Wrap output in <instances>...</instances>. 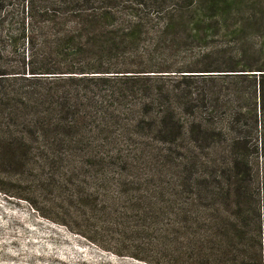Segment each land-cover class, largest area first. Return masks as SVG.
<instances>
[{
	"label": "trees",
	"instance_id": "1",
	"mask_svg": "<svg viewBox=\"0 0 264 264\" xmlns=\"http://www.w3.org/2000/svg\"><path fill=\"white\" fill-rule=\"evenodd\" d=\"M263 16L264 0H0V171L33 176L0 190L77 184L91 234L175 244L151 259L134 240L143 261L264 264V38L259 62L242 41L217 51Z\"/></svg>",
	"mask_w": 264,
	"mask_h": 264
},
{
	"label": "rangeland",
	"instance_id": "2",
	"mask_svg": "<svg viewBox=\"0 0 264 264\" xmlns=\"http://www.w3.org/2000/svg\"><path fill=\"white\" fill-rule=\"evenodd\" d=\"M262 22L257 34L248 30L245 34L220 37L217 43L219 54L226 58L236 57L237 44L242 41L246 59L262 61L255 55L256 45L264 38V16ZM239 85L241 91L252 95V104L257 105L259 117V95L254 94L249 80H241ZM223 87L227 89H217L221 90V99L226 101L231 98L232 90ZM239 102L237 106L243 104L242 99ZM4 172L0 171V182L11 179L9 184L15 187L30 185L33 178L30 173L23 176ZM5 189L0 190V264H155L127 255L134 252L130 247L134 240L141 246V252L149 254L151 259L158 253L168 255L174 248V243L156 235L153 242H146L143 239L137 241L129 234L126 237L128 242L122 245L91 234V203L87 207L80 203L85 201L81 200L82 193L77 184L50 195L48 200L33 196L30 200L18 199ZM184 240L183 236L180 242Z\"/></svg>",
	"mask_w": 264,
	"mask_h": 264
}]
</instances>
